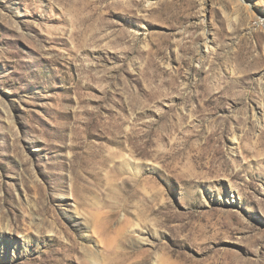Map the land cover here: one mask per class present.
<instances>
[{"label": "rangeland", "instance_id": "rangeland-1", "mask_svg": "<svg viewBox=\"0 0 264 264\" xmlns=\"http://www.w3.org/2000/svg\"><path fill=\"white\" fill-rule=\"evenodd\" d=\"M0 264H264V0H0Z\"/></svg>", "mask_w": 264, "mask_h": 264}, {"label": "bare ground", "instance_id": "bare-ground-1", "mask_svg": "<svg viewBox=\"0 0 264 264\" xmlns=\"http://www.w3.org/2000/svg\"><path fill=\"white\" fill-rule=\"evenodd\" d=\"M252 17L254 18V19H257V16H256V14L253 12L252 13Z\"/></svg>", "mask_w": 264, "mask_h": 264}]
</instances>
